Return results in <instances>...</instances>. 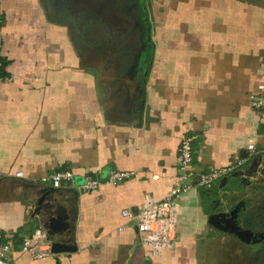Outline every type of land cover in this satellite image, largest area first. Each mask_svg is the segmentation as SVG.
<instances>
[{
  "label": "crops",
  "instance_id": "crops-1",
  "mask_svg": "<svg viewBox=\"0 0 264 264\" xmlns=\"http://www.w3.org/2000/svg\"><path fill=\"white\" fill-rule=\"evenodd\" d=\"M143 1H124L142 33L128 78L116 81L139 87L124 115L108 107L115 87L73 44L69 0H0V229L14 264H209L217 230L254 228L244 201L229 212L218 202L264 174V115L248 98L264 82V0ZM185 136L198 172L247 160L211 188L181 194L176 242L156 253L133 217L146 195L169 194ZM65 170L72 178L54 186ZM112 170L134 174L112 184ZM86 175L99 187L83 189ZM37 228L51 250L39 259L20 250Z\"/></svg>",
  "mask_w": 264,
  "mask_h": 264
},
{
  "label": "rangeland",
  "instance_id": "rangeland-1",
  "mask_svg": "<svg viewBox=\"0 0 264 264\" xmlns=\"http://www.w3.org/2000/svg\"><path fill=\"white\" fill-rule=\"evenodd\" d=\"M69 1L71 4L63 8V11L66 9L73 20L70 22V34L83 63L94 70L101 80L115 87L116 94L109 100L108 107H118L122 111L133 105L139 94V87L132 83L120 88L119 84L123 82L116 81L128 78V69L136 62L142 45L141 23L135 20L134 11H126L129 4H124L125 0ZM55 9L54 14H64L60 2L55 5ZM124 11L127 15L121 16ZM121 113L124 114L123 111ZM257 174L259 178L255 175L250 183L232 192L231 196L226 194L218 202L222 212H229L239 201H244L245 214L249 211L254 214V228L244 230L241 237L236 236V231L225 233L217 230L213 237V241L218 244L217 251L213 253L209 264H225L226 259H230L228 263L235 264L241 255L248 258L249 264L253 260L255 264H264V174ZM238 237L244 242L252 238L259 241L256 245H248Z\"/></svg>",
  "mask_w": 264,
  "mask_h": 264
},
{
  "label": "built area",
  "instance_id": "built-area-1",
  "mask_svg": "<svg viewBox=\"0 0 264 264\" xmlns=\"http://www.w3.org/2000/svg\"><path fill=\"white\" fill-rule=\"evenodd\" d=\"M2 62L0 61V67ZM249 105L256 112L264 115V82H259L256 87L248 93ZM249 151L254 152L255 144H248ZM247 159H240L234 163L220 167H211L203 171H197L195 164L194 148L192 138L183 137L179 147L178 175L169 194L162 200L156 201L152 194L146 195V199L141 211L133 218L138 220V230L143 243L151 245L156 253H161L164 248L174 246L177 234L175 229V217L178 212V198L182 193L196 188H211L220 178L235 171L243 165ZM69 170L60 171L52 175L54 186H59L63 180L72 178ZM134 174L129 170H112L108 175V181L117 184ZM159 175H153V179ZM101 184V180L92 175H86L83 189L93 190ZM130 213L123 211V215ZM131 215V214H130ZM121 229V228H120ZM15 245L3 239L0 229V264H14L8 257L9 253L15 252ZM20 250L30 253L35 259L43 258L51 253L50 242L42 228H37L35 232L24 238Z\"/></svg>",
  "mask_w": 264,
  "mask_h": 264
},
{
  "label": "trees",
  "instance_id": "trees-1",
  "mask_svg": "<svg viewBox=\"0 0 264 264\" xmlns=\"http://www.w3.org/2000/svg\"><path fill=\"white\" fill-rule=\"evenodd\" d=\"M138 2L141 3V4H143L144 1L143 0H138Z\"/></svg>",
  "mask_w": 264,
  "mask_h": 264
},
{
  "label": "water",
  "instance_id": "water-1",
  "mask_svg": "<svg viewBox=\"0 0 264 264\" xmlns=\"http://www.w3.org/2000/svg\"><path fill=\"white\" fill-rule=\"evenodd\" d=\"M239 208V206L235 209V211Z\"/></svg>",
  "mask_w": 264,
  "mask_h": 264
}]
</instances>
